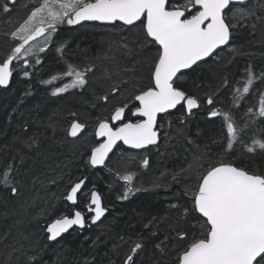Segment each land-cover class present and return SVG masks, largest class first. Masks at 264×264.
Returning a JSON list of instances; mask_svg holds the SVG:
<instances>
[{"label":"trees","instance_id":"trees-1","mask_svg":"<svg viewBox=\"0 0 264 264\" xmlns=\"http://www.w3.org/2000/svg\"><path fill=\"white\" fill-rule=\"evenodd\" d=\"M247 6L256 15L250 17L244 26L233 29L231 41V49L240 54L228 48L195 72H188L179 82L180 87L198 97L200 109L191 117L180 109L161 120L167 136L163 137V129L160 128L159 147L150 150L141 159L138 154L134 157L137 158L136 164L129 165L127 160L126 164L121 161L122 157L118 162L113 161L114 158L117 160L114 157L103 170H87L84 165L88 157L86 146L89 147L92 141L95 124L109 116L113 106L131 101L136 91H131V88L139 84V77L104 78L106 70H128L123 63L127 50L117 58L119 61L109 59L100 38L104 39L106 33L116 34L114 37L133 36L127 44V41L120 44L133 47L137 40L142 39L138 30L122 29L125 32L122 34L116 29L101 27L90 31L87 26L82 30L65 28L56 37L53 44L56 47L66 44L65 51L73 64L81 68L94 65L93 71L88 73L89 83L84 89L70 90L61 97H54L51 95L52 86L41 82L64 69L53 47L44 54L42 64L36 67L38 71L32 70V75L23 80L14 76L8 89H0V175L11 164L16 184L26 187L25 191L19 190L13 196L9 189L0 185V264H29L28 257L34 253L38 254L40 264H124L138 238L144 247L134 257L136 264H174L176 251L185 243L178 240L176 231H190L192 228L183 215L184 209L190 207L189 197L184 194L185 188L196 182L195 175L188 171L189 165L195 157L206 152L208 156L203 163L207 166L209 156L215 162L223 152L222 145L215 141L226 130L220 117L210 118V110H230L241 127L248 123L250 129H246L245 142L249 143L250 137L258 132L257 136L264 139V133L260 131L264 128L260 120L264 118L253 124L244 117L248 107L258 113L259 96L264 93V84L257 80L254 90L239 101L238 106L232 103V90L240 86L237 81L245 76L247 66L250 65L257 76L264 73V0H252ZM17 9L19 7H15ZM15 10L10 14L0 12V60L6 57L10 48V31L22 17L14 18ZM114 39L120 43L125 40ZM117 42L110 43L111 49ZM140 52L143 53L138 55L141 62L148 51ZM151 52L155 54L154 49ZM225 78L230 84L227 89H222ZM121 79L127 80L128 84L122 85L124 90L111 104L105 107L102 101H97L98 96L107 94L111 85ZM208 95L213 96V105L207 104ZM23 101L26 103L23 104ZM73 121L86 125L84 135L77 139L67 134ZM240 152H230L224 159L247 166L250 170H264V154L259 151L250 154L242 147ZM144 159L148 160L147 166L142 163ZM138 160H142L139 165ZM28 161L32 162L29 169L24 166L13 169L14 164ZM125 168L141 171L134 181L138 182L139 185L135 186H139L141 192L135 191L126 200L120 198L125 190L124 182L118 181L121 176L118 170ZM181 173L182 177L179 176ZM83 178L90 181L99 179L94 187L100 192L108 211V215L95 227L90 224L91 213L84 209L87 196H80L76 207H70L63 198L70 187ZM48 188L51 190L47 191ZM85 188L88 192L92 190L86 185ZM27 189L33 196L29 202L25 199ZM77 207L85 211V230L70 232L50 244L46 234L48 225L63 216L71 217ZM150 229L157 234L153 236ZM4 234H7L6 240ZM166 236L169 237L166 244L170 246L162 254L156 245Z\"/></svg>","mask_w":264,"mask_h":264},{"label":"snow or ice","instance_id":"snow-or-ice-1","mask_svg":"<svg viewBox=\"0 0 264 264\" xmlns=\"http://www.w3.org/2000/svg\"><path fill=\"white\" fill-rule=\"evenodd\" d=\"M17 3L18 0H3L0 12L10 14ZM249 3L250 0H37L25 20L9 33L17 43L0 60V87L7 88L18 71L24 77L32 75L29 69L38 71L36 66L43 62L40 54L45 53L46 48L40 46L34 51L30 42L43 36L44 44H50L62 25L98 22L113 25L115 29L138 30L142 39L137 40L133 47L124 45L126 54L155 49V55L151 57L148 84L137 88L131 97V105L123 102L113 106L110 115L96 126L95 136L101 138V142L92 148L89 164L93 167L106 166L109 153L118 142L132 149L157 144L159 114L177 109L178 105L189 114L200 107L198 97L183 90L179 82L189 74L188 70L195 72L201 67V62L207 63L209 58L219 56L226 45L233 53L240 54L231 49L230 40L233 39L234 28L244 26L250 17L256 15L247 6ZM52 47L59 54L58 59L64 64V69L41 82L52 86L51 95L54 97L73 89H84L89 82L88 73L93 71L94 65L81 68L73 64L65 51L66 44L59 47L53 44ZM257 80L264 83V73L257 76L252 67L247 66L245 76L237 81L240 86L232 90L234 106H238V102L254 90ZM127 84L125 79L113 83L110 91L98 96L97 101H102L107 107L124 90L122 85ZM229 84L230 81L225 78L222 89H227ZM206 102L213 105V96L208 95ZM129 114L136 119H129ZM246 114L253 124L256 122L253 117L264 118V93L259 96L258 113L248 107ZM209 116L220 117L226 130L215 141L222 145L223 152L215 162L209 156L207 166L203 163L208 156L206 152L195 157L189 165L188 171L195 175L196 182L185 188L184 194L189 197L190 207L184 209L183 215L192 228L190 231H176L178 240L185 243L176 251L174 264H264V170H250L247 166L224 159L228 153H234L235 145H241L250 154L258 151L264 154V139L254 137L250 143L245 142L244 135L249 124L241 127L230 110L212 109ZM260 124L264 125V119L260 120ZM85 127V124L73 121L67 134L76 138ZM260 131L264 133V128ZM142 163L147 166L148 160L144 159ZM11 172L12 165L9 164L0 175V185L9 188L15 196L19 189ZM119 179L125 186L121 199L126 200L130 194L140 191L131 186L132 174L121 175ZM85 184L86 178L78 180L63 198L77 206L78 194L87 196L84 209L93 214L89 219L94 225L107 209L102 207L97 191H82ZM73 226L81 229L86 226L85 211L79 207L74 209L71 217L63 216L48 225V240L56 241ZM151 234L155 236L157 233L151 231ZM3 238L6 240L7 234ZM168 240L166 236L156 245L162 254L170 246L166 244ZM143 247L138 238L124 264H136L134 257ZM28 261L29 264H40L37 253L29 256Z\"/></svg>","mask_w":264,"mask_h":264},{"label":"rangeland","instance_id":"rangeland-1","mask_svg":"<svg viewBox=\"0 0 264 264\" xmlns=\"http://www.w3.org/2000/svg\"><path fill=\"white\" fill-rule=\"evenodd\" d=\"M0 2H3V0H0ZM255 4V3H254ZM34 6V5H33ZM30 8V4L29 3H27V2H23V3H21V5L19 6V9H17V10H15V11H20V10H22V9H29ZM23 14H24V17L22 16L20 19L21 20H18L19 22H18V24L15 26V27H13L12 28V30L11 31H13L19 24H21L24 20H25V18H26V16L28 15V13H29V10H24L23 12H22ZM85 27H87V25H84V26H77V25H75V27H74V25H67V24H65V25H62V26H60V28H59V30H58V32L57 33H55L54 34V36H53V40H52V42L50 43V44H47V45H45L44 44V37L43 36H41V37H38L37 38V40H34V41H31L30 42V44L32 45V47H33V50L35 51V50H37L40 46H44L45 48H46V51L53 45V43L55 42V39H56V37H58V35H60V33H62L64 30H65V28H68V29H72V28H74V29H78V30H82V29H84ZM87 29L88 30H90V31H97V29L96 28H94V27H92V26H88L87 27ZM111 29H115V28H111ZM10 31V32H11ZM116 31H120L122 34L123 33H125L122 29H116ZM114 36H116V34L115 35H110V34H108V33H106V34H104V39H102V38H100V43L101 42H103V44H104V48H105V50L108 52V55H109V59H111V58H113V59H115V60H117V61H119V59H117V58H119V57H121L122 55H123V53L125 52V50H126V48L124 47V46H120L119 48H118V50H112L111 49V47H110V43H111V41H112V39H114V38H125V40L124 41H122L121 40V45L123 44V43H125L126 41V44L129 42V41H131L132 40V38H133V36H129V35H126V36H121V37H114ZM137 37H139V36H137ZM8 38H9V40H10V42H11V45H10V48H9V50H8V53L10 52V50H11V47L15 44V43H17V41H13L12 39H11V37H10V35L8 36ZM227 50V49H226ZM230 50V49H229ZM154 51H155V49H154ZM127 52V51H126ZM126 52L124 53V59H123V63L126 65V66H128V70L127 71H124L123 69H121V68H118V69H109V70H106L105 72H104V74H103V76H104V78H106L107 80H108V78H119V77H122V76H124V75H127L128 76V78H130V79H132L133 77H139V80H138V82H139V84H138V86H139V88H142V87H144V86H146L147 84H148V72H149V68H150V64H151V57L152 56H154L155 54L153 53V52H146V54H145V57L143 58V61H141L140 62V59L138 58V55L140 54V55H142L143 53H141L139 50L138 51H136V52H133L134 54L132 55V54H126ZM46 53V52H45ZM44 53V54H45ZM43 53H41L40 55H42ZM113 56V57H112ZM29 59H32L31 57L29 58ZM122 67V66H121ZM17 78L19 79V78H24V76H23V74L21 73V72H17ZM89 83V82H88ZM264 84V83H263ZM138 86H135V88H131V91H135V90H137L136 88L138 87ZM264 88V86L262 87V89ZM261 89V90H262ZM75 90H77L78 91V89H75ZM129 103H130V105H131V101H129ZM199 109H200V107H199ZM259 111V110H258ZM244 117H245V119H248L249 118V116L246 114V113H244ZM243 118V117H242ZM164 119V118H163ZM162 119V120H163ZM252 119H255V121H258V119L259 118H257V117H253ZM245 121V120H244ZM160 123H162V126L160 125ZM98 124V123H97ZM97 124H95V126H94V130L96 129V126H97ZM252 128L254 127V126H251ZM159 128H162L163 129V137H165V136H167L166 135V129L164 128V123L163 122H159ZM250 129V127H248V130ZM68 131V130H67ZM84 131H85V129H84ZM84 131H82V133L80 134L79 133V135L77 136V138H79V136L81 137L82 135H84ZM248 132V131H247ZM258 133H260V132H258ZM255 134V136H252V137H250V140L252 139V138H254V137H257V138H259L257 135H259V134ZM69 136V135H68ZM69 137H71V136H69ZM164 139V138H163ZM251 142V141H250ZM249 142V143H250ZM95 147L96 145H94V143L92 142V141H90L89 142V147ZM237 146V147H236ZM159 147V146H158ZM242 146L241 145H235L234 146V153H237V154H241L242 152H240V148H241ZM243 148V147H242ZM149 152V151H148ZM146 153L147 152H142L141 154H140V159H141V156H143V155H146ZM138 154H128V153H122L121 151H119V152H116V154L114 155V157H117V160L114 158V160L113 161H119V158H121L122 160L121 161H123L124 163H126L127 164V161H128V164L129 165H133V164H136L137 163V158H134V157H138L137 156ZM127 160V161H126ZM142 160H138V165L140 164V162H141ZM118 172L120 173V174H132L133 175V181H132V184H133V186L134 187H136L137 188V186H135V184H138V182H134V181H136V177L138 176V175H140V173H141V171H138V170H136V169H130V168H125V169H119L118 170ZM139 185V184H138ZM30 188V187H29ZM138 188H139V186H138ZM30 190V189H29ZM28 189H27V194H26V200H27V202H29L32 198H33V196H32V194H31V192L29 191ZM84 190H86V188L84 189ZM81 196V195H80ZM79 196V197H80Z\"/></svg>","mask_w":264,"mask_h":264},{"label":"water","instance_id":"water-1","mask_svg":"<svg viewBox=\"0 0 264 264\" xmlns=\"http://www.w3.org/2000/svg\"><path fill=\"white\" fill-rule=\"evenodd\" d=\"M251 1H252V0H250V2H251ZM93 23H95V24H99L98 22H83L81 25H83V24H93ZM81 25H79V26H81ZM99 25H102V24H99ZM230 43H231V40H230ZM227 47H228L227 45L224 46V49L227 48ZM210 59H211V58H209L208 61H209ZM202 64H204V62H201V65H202ZM190 71H191V70H188V72H190ZM12 78H13V77H12ZM11 83H12V79L10 80L9 86H8L7 88L0 87V89H2V90H6V89H8V88L10 87ZM180 107H182V106L178 105V106H177V109L180 108ZM177 109H172V110H170L168 113H162V114H159V115H158L157 126H158V124H159V120H160V118L166 117V116H168L169 114L174 113ZM198 110H199V108H195V109H193L192 112H191V114H189L186 110H185V112H186L187 117H191L192 114H193L194 112L198 111ZM135 119H136V118L133 117V121H134ZM157 128H158V127H157ZM157 128H156V130H157ZM98 140L101 141V138H98ZM120 143H121V142H118L117 145L113 148L112 153H109V158L111 157V155L113 154V152L115 151V149L117 148V146H118ZM122 144H123V143H122ZM123 145H124V144H123ZM158 145H159V132H158V142H157V144H155V145H148L146 148H143V149H132V148H130L129 146L124 145V148H126L127 150H129V151H131V152H142V151L148 150V149H150V148H155V147L158 146ZM108 160H109V159H108ZM108 160H106V162H107ZM106 162H105V164H106ZM92 168L95 169V170H102V169L105 168V166H99V165H98V166H96V167H93V166H92ZM84 189H85V186H84ZM84 189H82V191H84ZM79 196H80V194H78V199H79ZM100 196H101V195H100ZM66 203H67L70 207H76V206L71 205L70 202H68L67 200H66ZM101 204H102V207H104V203H103V199H102V197H101ZM106 214H107V211H106L105 215H106ZM105 215H104L103 217H101V220L98 221L97 224H94V225L91 224V225H92L93 227L98 226V225L101 223V221L104 219ZM85 228H86V226H85L83 229L79 228L78 226H73V228L69 229L68 232H66V233H62L61 236L58 237L56 241H50V240H49V241H50L51 243H56V242H58L62 237L67 236V234H69V232H71L72 230H75V229H76V230H79V231H83V230H85ZM46 233H47V230H46ZM47 235H49V233H47Z\"/></svg>","mask_w":264,"mask_h":264},{"label":"bare ground","instance_id":"bare-ground-1","mask_svg":"<svg viewBox=\"0 0 264 264\" xmlns=\"http://www.w3.org/2000/svg\"><path fill=\"white\" fill-rule=\"evenodd\" d=\"M92 27H94V28H99L98 26H96V25H91ZM118 41V39H112V41H111V43H113V42H117ZM120 42H117V43H115L114 45H115V47L112 49V50H118V48L120 47ZM21 80H23V79H26L25 77L24 78H20ZM61 96H63V94H61L60 96H58V97H61ZM23 104H25L26 103V101H23L22 102ZM80 137V136H79ZM92 148H93V146L91 147H87L86 146V150H87V155H86V157H87V163L86 164H84L85 166H86V168H87V170H94V169H91V167L88 165L89 164V158H90V155H91V150H92ZM80 160H82V158L80 159ZM83 162H86L85 160H84V158H83ZM30 164H32V162L30 161H28L27 163H24V162H18V163H16V164H14L13 165V169H19V168H21V167H25L26 169H29V167H30ZM130 169H134V168H130ZM1 171V170H0ZM2 173V172H1ZM11 175L14 177L15 176V173L12 171L11 172ZM121 175H124V174H121ZM180 177H182L183 176V174L181 173L180 175H179ZM51 177L54 179V175H51ZM84 179V178H83ZM16 177H14V184H15V186L19 189V190H21V191H25L26 190V187L25 186H23V185H17L16 184ZM99 179H92L91 181L88 179V178H86V186L87 187H89L90 189H92V190H95V191H97L98 193H100L97 189H95V187L94 186H97V181H98ZM118 181L120 182V181H122V180H120L119 179V177H118ZM89 184V185H88ZM112 184H114V183H112ZM53 186H51V188H52ZM91 187H94V188H91ZM3 188H6V187H4L3 186ZM51 188H48L47 189V191L48 190H51ZM6 189H9V188H6ZM10 190V189H9ZM111 191H113V190H111ZM141 192V191H140ZM24 194V193H23ZM136 195V194H135ZM134 195V196H135ZM23 198H25V197H23ZM25 199H27V198H25ZM90 215H93V214H90ZM108 215V211H107V214L105 215V217ZM103 221V220H102ZM75 230H72L71 231V233L72 232H74ZM70 233V232H69ZM47 234V233H46ZM68 235V234H67ZM47 241L50 243V244H52L48 239H47Z\"/></svg>","mask_w":264,"mask_h":264},{"label":"flooded vegetation","instance_id":"flooded-vegetation-1","mask_svg":"<svg viewBox=\"0 0 264 264\" xmlns=\"http://www.w3.org/2000/svg\"><path fill=\"white\" fill-rule=\"evenodd\" d=\"M23 2H27V3H29L30 4V8L29 9H31L32 7H33V5H35L36 3H37V0H18V3L15 5V7H19L20 5H21V3H23ZM10 7H12L11 5H10ZM29 9H22V10H20V11H15L14 13V18H17V19H19V17L22 15L23 17H24V14L22 13L24 10H29ZM12 13V12H11ZM5 14V13H4ZM97 26V25H96ZM74 27H75V25H74ZM99 28L101 27V28H114L115 26H98ZM120 29H123V28H120ZM8 41H9V43H10V45H11V42H10V40H9V38H8ZM58 46V45H57ZM52 47V46H51ZM50 47V48H51ZM49 48V49H50ZM48 49V50H49ZM8 54V53H7ZM41 57H42V60H43V57H44V53L41 55ZM38 66H40V65H37L36 67H38ZM29 71L30 72H33L32 71V69H29ZM14 76H17V73H14V75H13V78H14ZM25 78H29V77H25ZM12 81H13V79H12ZM2 90V89H1ZM73 90H75V89H73ZM73 90H71V91H73ZM76 91V90H75ZM70 92V91H69ZM66 93H64L63 95H65ZM55 97H58V96H55ZM180 109H182V110H184V112H185V109L183 108V107H180V108H178L175 112H177L178 110H180ZM174 112V113H175ZM173 114V113H172ZM171 114H169L168 116H170ZM185 115H186V112H185ZM168 116H166V117H164V118H167ZM129 118L130 119H132L133 120V117H131V115L129 114ZM85 129V128H84ZM84 131V130H83ZM159 131H160V133H162L161 132V130H160V128H159ZM85 132V131H84ZM95 132H96V129L95 130H93V134H92V142L94 143V145H98L100 142H98V140H97V137L95 136ZM82 133V132H81ZM80 133V134H81ZM79 135V134H78ZM72 139H77V137L76 138H73V137H71ZM160 138H161V136H160ZM119 151H123L122 153H128V154H141L142 152H140V153H135V152H129V151H127V150H125V149H123L122 148V146L120 145V146H118L117 147V149H116V152H119ZM116 152L115 153H113L112 154V156L109 158V160H108V162L110 161V159H112L113 157H114V155L116 154ZM108 162L106 163V166H105V168L104 169H106V167H108ZM89 166H90V164H88ZM103 170V169H102Z\"/></svg>","mask_w":264,"mask_h":264}]
</instances>
